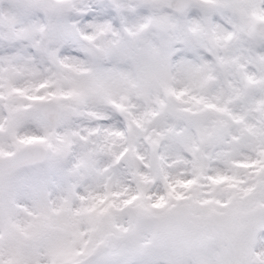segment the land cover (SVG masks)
I'll use <instances>...</instances> for the list:
<instances>
[{
  "label": "clouds",
  "instance_id": "9594fccd",
  "mask_svg": "<svg viewBox=\"0 0 264 264\" xmlns=\"http://www.w3.org/2000/svg\"><path fill=\"white\" fill-rule=\"evenodd\" d=\"M0 264H264V0H0Z\"/></svg>",
  "mask_w": 264,
  "mask_h": 264
}]
</instances>
